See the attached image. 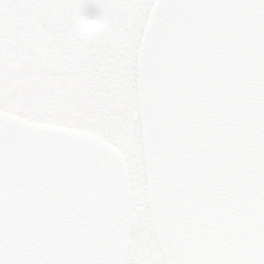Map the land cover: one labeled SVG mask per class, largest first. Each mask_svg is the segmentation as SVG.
Returning <instances> with one entry per match:
<instances>
[{"label": "water", "instance_id": "water-1", "mask_svg": "<svg viewBox=\"0 0 264 264\" xmlns=\"http://www.w3.org/2000/svg\"><path fill=\"white\" fill-rule=\"evenodd\" d=\"M137 85L168 264H264V0H156ZM45 127L0 111V264H111L125 172L92 158L97 136Z\"/></svg>", "mask_w": 264, "mask_h": 264}, {"label": "rangeland", "instance_id": "rangeland-1", "mask_svg": "<svg viewBox=\"0 0 264 264\" xmlns=\"http://www.w3.org/2000/svg\"><path fill=\"white\" fill-rule=\"evenodd\" d=\"M152 2L0 0V45L4 52L0 59L2 65L14 66L5 81L10 85L18 84L24 92L21 103H16L15 99L21 100V97L10 98L0 89V104L16 105L37 121L100 133L125 153L129 203L118 229L121 252L114 261L121 257L137 259L136 251L142 245L139 241L154 242L146 201V171L136 92L137 50ZM32 22H35V34L31 31ZM42 42L45 46H53L51 51L58 59L65 53L69 61L66 68L75 67L73 73L77 74L73 75V82L79 81L85 88L82 96L72 97L74 103L69 109L45 111L41 108L40 103L47 102L48 94L37 85L45 82L46 73L34 71L31 64L26 67L24 60L29 55L24 51L27 46L40 48ZM58 46L63 48L59 52ZM89 54L92 61L85 65L89 71L83 76L80 67ZM60 69L66 71L64 62Z\"/></svg>", "mask_w": 264, "mask_h": 264}, {"label": "trees", "instance_id": "trees-1", "mask_svg": "<svg viewBox=\"0 0 264 264\" xmlns=\"http://www.w3.org/2000/svg\"><path fill=\"white\" fill-rule=\"evenodd\" d=\"M34 23L35 22H32V26H31L32 34H33V31H34V34L36 33V30L34 29L35 28ZM42 37H45V36L42 35ZM44 40L46 41L47 39L44 38ZM45 44L46 43L42 42L40 48H37V47L30 48V46H27L24 53L26 55H29V57H26V59L24 60V64L26 67H29L30 64L31 66L33 65V68L35 69L34 71L42 70L44 71V74L46 73L45 78H44L45 82H40V84L37 85V86H41L43 88V91L48 94V96H46L48 97L47 102L44 104L40 103V105L42 106L41 108H43L45 111H50L52 109L56 111H62L64 109H69L74 103L73 102L74 99H72V97H74L75 95L82 96L83 95L82 91H84L85 88L82 84L75 85L73 81H70V80H68V82L65 81V74L61 72L62 70L60 69V66L62 64L60 60L62 58L58 59L55 53L51 51L53 48L51 44H49V46H45ZM19 45H22V42H19ZM58 47H61V46H58ZM2 50L3 49L1 48V45H0V57L4 54ZM50 57L55 58V61H56L55 66H51ZM35 59H36V62L34 64ZM36 64H39V65L36 66ZM13 67L14 66H10L9 68V66L2 65L1 59H0V83H1L0 89H3L2 91L7 92L5 93V95L10 98L15 99V98L21 97V100L15 99L16 103H21L23 99V93H24L22 91V88H19L18 84L10 85L8 84V81H5L6 77L9 75L8 73L12 72ZM51 69H55L57 73L58 81L51 80L52 77H54L52 76L54 71H51ZM14 93L15 95H13ZM0 109L7 110L12 113L22 114L28 117L29 119L35 120V118H33L31 115H27L22 110H19L16 105L3 103V104H0Z\"/></svg>", "mask_w": 264, "mask_h": 264}, {"label": "flooded vegetation", "instance_id": "flooded-vegetation-1", "mask_svg": "<svg viewBox=\"0 0 264 264\" xmlns=\"http://www.w3.org/2000/svg\"><path fill=\"white\" fill-rule=\"evenodd\" d=\"M153 236H154V232H153ZM118 241H119V231L117 232V241H116L114 257H117L118 252H121V250L119 249ZM139 242L142 245L139 248V250L136 251L137 259H133L130 256L129 257L133 260H129V259H125L121 257L117 261L113 260L112 264H166L165 259L159 249L155 236H154V242L153 241L149 242L148 240H141ZM127 252H128V249H127Z\"/></svg>", "mask_w": 264, "mask_h": 264}]
</instances>
